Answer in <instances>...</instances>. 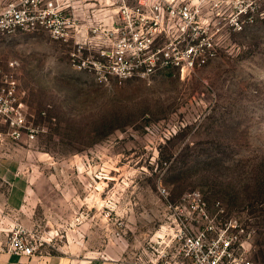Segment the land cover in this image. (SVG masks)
<instances>
[{
  "label": "rangeland",
  "instance_id": "374dc122",
  "mask_svg": "<svg viewBox=\"0 0 264 264\" xmlns=\"http://www.w3.org/2000/svg\"><path fill=\"white\" fill-rule=\"evenodd\" d=\"M231 1L215 20L217 57L189 72L101 81L45 31L0 35V93L12 92L0 106L28 126L13 134L0 116V162L15 163L30 186L26 212L12 213L0 175V241L19 223L37 254L92 256L114 244L147 258L167 238L168 205L197 189L212 214L219 204L254 230L249 256L264 264V0L252 19L238 12L255 0Z\"/></svg>",
  "mask_w": 264,
  "mask_h": 264
},
{
  "label": "built area",
  "instance_id": "2783aa9c",
  "mask_svg": "<svg viewBox=\"0 0 264 264\" xmlns=\"http://www.w3.org/2000/svg\"><path fill=\"white\" fill-rule=\"evenodd\" d=\"M262 1H253L248 9L239 10L238 15L252 19ZM231 3V0H113L114 12H102L99 17L87 20L97 21L93 27H85L62 0H15L0 9V35L45 31L55 40L73 45L70 56L75 69L91 70L101 81L112 77L147 78L162 69L194 71L215 59L220 47L217 34L221 30L215 20L226 19ZM106 16L112 21L104 26L98 20ZM234 24L238 30L243 27L239 18ZM92 37L97 40L93 47ZM11 93L3 90L0 103H5L4 96ZM0 116L6 117L13 134L20 135L21 130L28 129L19 110L0 106ZM160 193L167 198L166 187L161 186ZM168 206L164 235L167 238L158 253L159 264H172L170 250L175 257L181 256L180 264H253L249 246L254 230L239 215H227L219 204L212 214L202 191L197 189L186 191L178 203ZM37 248L29 231L19 223L14 225L11 235L0 241V250L16 255L32 256L37 254Z\"/></svg>",
  "mask_w": 264,
  "mask_h": 264
},
{
  "label": "crops",
  "instance_id": "0c3cea01",
  "mask_svg": "<svg viewBox=\"0 0 264 264\" xmlns=\"http://www.w3.org/2000/svg\"><path fill=\"white\" fill-rule=\"evenodd\" d=\"M11 1L15 0H0V9ZM62 1L66 5L67 10L75 14L81 20L94 19L104 12L103 9L99 8V5L103 4L105 0ZM0 175L9 184L4 206L12 213H25L26 202L30 194V186L28 184L29 177L23 174L15 163L3 159L0 162ZM160 242H165L164 238ZM152 248L154 249L155 247L152 246ZM121 249V247L110 244L102 252L92 256H78L68 252H63L62 254H35L27 256L16 255L6 250H0V264H159L158 254L152 255L145 250L147 258H145L144 255V258H142V254L132 257L124 254ZM162 249L163 245L161 246V250ZM169 253L172 254V264L181 263V256L175 257L171 250Z\"/></svg>",
  "mask_w": 264,
  "mask_h": 264
},
{
  "label": "trees",
  "instance_id": "16d2710c",
  "mask_svg": "<svg viewBox=\"0 0 264 264\" xmlns=\"http://www.w3.org/2000/svg\"><path fill=\"white\" fill-rule=\"evenodd\" d=\"M258 258H260V260L262 262H264V251L260 252V254H258Z\"/></svg>",
  "mask_w": 264,
  "mask_h": 264
}]
</instances>
